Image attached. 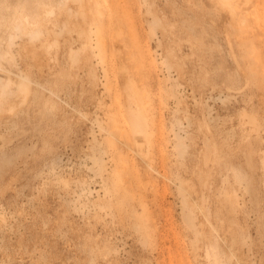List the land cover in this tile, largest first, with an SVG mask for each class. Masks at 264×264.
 Returning a JSON list of instances; mask_svg holds the SVG:
<instances>
[{"label": "rangeland", "instance_id": "374dc122", "mask_svg": "<svg viewBox=\"0 0 264 264\" xmlns=\"http://www.w3.org/2000/svg\"><path fill=\"white\" fill-rule=\"evenodd\" d=\"M263 166L264 0H0V264H264Z\"/></svg>", "mask_w": 264, "mask_h": 264}, {"label": "bare ground", "instance_id": "6f19581e", "mask_svg": "<svg viewBox=\"0 0 264 264\" xmlns=\"http://www.w3.org/2000/svg\"><path fill=\"white\" fill-rule=\"evenodd\" d=\"M221 2V1H220ZM224 3V2H223ZM223 3H220V4H223ZM226 3V2H225ZM235 6H233L234 8ZM99 13H102L101 10H99ZM232 13V12H231ZM232 15V14H231ZM74 51L71 50V54H73ZM137 106L138 105H141V104H138L136 102ZM136 106V107H137ZM138 108V107H137ZM244 113V112H243ZM247 117V116H246ZM251 117V116H250ZM135 120V132L138 134V135H141V136H144L145 133L147 132L146 130V127H147V117L141 112L137 117L134 118ZM255 120V119H253ZM262 151V150H261ZM263 158V157H262ZM261 158V159H262ZM262 161V160H261ZM264 167V166H263Z\"/></svg>", "mask_w": 264, "mask_h": 264}]
</instances>
